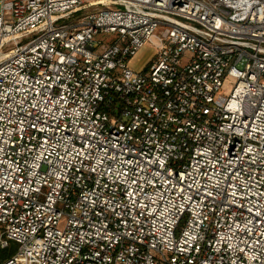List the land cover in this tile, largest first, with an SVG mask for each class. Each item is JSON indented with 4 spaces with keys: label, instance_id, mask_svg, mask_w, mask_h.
I'll list each match as a JSON object with an SVG mask.
<instances>
[{
    "label": "built area",
    "instance_id": "1",
    "mask_svg": "<svg viewBox=\"0 0 264 264\" xmlns=\"http://www.w3.org/2000/svg\"><path fill=\"white\" fill-rule=\"evenodd\" d=\"M7 248L0 264H264V0H0Z\"/></svg>",
    "mask_w": 264,
    "mask_h": 264
},
{
    "label": "rangeland",
    "instance_id": "2",
    "mask_svg": "<svg viewBox=\"0 0 264 264\" xmlns=\"http://www.w3.org/2000/svg\"><path fill=\"white\" fill-rule=\"evenodd\" d=\"M155 53V48L149 41L144 42L126 61L125 66L134 72H140L146 68ZM10 252V249L0 251V262Z\"/></svg>",
    "mask_w": 264,
    "mask_h": 264
},
{
    "label": "trees",
    "instance_id": "3",
    "mask_svg": "<svg viewBox=\"0 0 264 264\" xmlns=\"http://www.w3.org/2000/svg\"><path fill=\"white\" fill-rule=\"evenodd\" d=\"M8 249H9V248H8ZM2 251H3V250H2ZM11 253H12V251H11V248H10V252L4 257V259H5L6 257L10 256Z\"/></svg>",
    "mask_w": 264,
    "mask_h": 264
}]
</instances>
